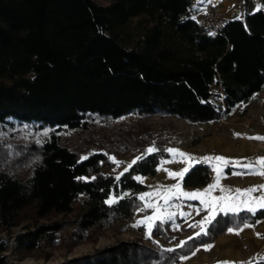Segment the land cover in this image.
<instances>
[{"label": "trees", "instance_id": "16d2710c", "mask_svg": "<svg viewBox=\"0 0 264 264\" xmlns=\"http://www.w3.org/2000/svg\"><path fill=\"white\" fill-rule=\"evenodd\" d=\"M108 2L0 0V126L14 120L49 130L45 141L28 147L19 159L26 160L25 174L0 163V232L21 224L24 212L31 214L14 236L20 252L54 246L70 224L81 242L92 228L127 220L146 191L134 177L156 175L159 161L169 156V137L161 132H116L114 145L79 154L61 144L62 130L85 129L90 116L117 120L130 113L214 121L239 104L246 107L264 90V0L261 10L225 20L217 34L192 18V0ZM149 147L158 151L148 155ZM129 150L143 157L129 171L102 172L113 167L109 155ZM208 181L209 168L198 164L183 186L197 189ZM110 197L117 203L106 204ZM75 203L79 208L72 223L51 220L72 214ZM261 218L263 210L219 214L207 234L173 249L153 240L172 239L165 221L144 239L118 241L60 264H181L228 228ZM7 249L0 238V264Z\"/></svg>", "mask_w": 264, "mask_h": 264}, {"label": "rangeland", "instance_id": "374dc122", "mask_svg": "<svg viewBox=\"0 0 264 264\" xmlns=\"http://www.w3.org/2000/svg\"><path fill=\"white\" fill-rule=\"evenodd\" d=\"M96 4L106 6L108 0H92ZM208 11V10H207ZM220 11V10H219ZM206 12L198 15L199 22ZM135 20H132V27ZM224 121H247L248 118L253 121H264V90L256 96L246 107L243 105L232 111L229 115H223ZM11 124L0 126V163L4 167H9L11 171H16L20 175L27 171V163L19 159L31 145H39L48 137L49 130L39 128L35 124H20L14 120ZM85 129L69 130L64 129L58 133L60 142L63 146L79 154H86L101 147L115 144L113 137L115 133H121L128 129H139L140 131H152L168 135L169 144L171 141L188 142L191 135L192 126L185 120L165 115L152 114L139 116L134 113L127 114L117 120H103L97 116H90ZM194 130V129H193ZM121 135V134H118ZM199 140L194 138L193 141ZM196 141V142H197ZM195 142V143H196ZM140 156L138 150H129L119 155H109V159L114 157L117 164L111 168H103V173L119 175L136 158ZM28 161V160H27ZM75 211L69 215H58L51 217V220H64L72 223L75 214L78 212L79 203H75ZM24 219L18 226L9 231L0 232V238L7 243L8 249L5 252V264H60L72 258L80 257L93 253L105 247L111 246L118 241L133 240L136 238H146L148 232H141L134 222V217L128 218L108 228H92L84 234V239L78 242V232L70 224L64 228L57 238V242L52 247L42 245L30 253L20 252L15 249L14 236L22 231V226L29 223L31 214L24 212ZM41 222V221H39ZM185 238L179 236L163 243L160 239H153L154 242L166 249H172L180 244Z\"/></svg>", "mask_w": 264, "mask_h": 264}, {"label": "crops", "instance_id": "0c3cea01", "mask_svg": "<svg viewBox=\"0 0 264 264\" xmlns=\"http://www.w3.org/2000/svg\"><path fill=\"white\" fill-rule=\"evenodd\" d=\"M258 7H261L260 0H248L247 3L245 0H192V9L194 11L192 18L199 21L197 18L198 15L209 9L217 8L220 10L224 21L234 20L237 19V17L243 19L246 14L257 11ZM240 106L242 105L239 104L235 109ZM223 117L225 116L214 121L190 123L192 130H190L191 135L189 136L188 142L171 141L168 148L178 149L195 157L210 155L223 156L235 160L248 158V160L252 161L264 157L262 154L255 156V153L259 148L264 146V140L248 139V137H264V121H253L250 120V118H248L247 121H224ZM194 138H199V140L191 145L190 142ZM172 159L173 157L169 154L167 158L159 161L157 169L161 168V162L163 160ZM204 165L209 168L208 183L197 189H187L183 186L185 190H203L209 184L214 182L215 173L208 164ZM182 167H184V164L176 162L163 165V168H168L172 171H179ZM224 171L226 178L222 179L221 183L225 187H231L233 189H248L264 184V177L259 175H232L233 171H240L239 168L229 166L226 167ZM139 177L143 179V183L141 184L146 187V191L143 193L157 191V186H162L160 188L162 191L163 188L171 187L177 182L174 179H169L167 173L163 170L157 171V174L154 176L148 175ZM141 194H139L138 197ZM213 194L217 196L221 195L219 191ZM260 194V192H257L253 195ZM152 202H158L162 208L168 207L165 206L163 200L159 198H153ZM172 204L174 206L168 207V210L177 213L172 220L167 221L170 223L172 237L177 238L182 235L185 237L182 242L188 240L189 237H196V233L200 231V228L197 225L208 215V213L204 211L203 205L196 200L189 201L184 199L174 200ZM240 212H243V210ZM180 213H183V215H180ZM219 214L226 215L224 213ZM149 215H152V210L144 209L143 202H141V206L130 218L134 217V222L137 224L138 221L143 220ZM208 225L209 224L205 225L206 229ZM249 225H251V227L244 228L243 224L239 228H232L234 229V232L231 233L228 231V228L212 242L197 247L190 254L184 256L181 264H221V262L225 261L230 262V264H264V218L257 220L255 224ZM138 229L141 232H148L144 225L138 226ZM239 229L243 230L239 231L238 235L235 234V230ZM180 245L181 243L173 248L179 247ZM208 245H211V248L205 250ZM193 252H195V255L192 254ZM257 252L260 253L259 259L262 260L261 263L253 262V257Z\"/></svg>", "mask_w": 264, "mask_h": 264}, {"label": "snow or ice", "instance_id": "6c2138e0", "mask_svg": "<svg viewBox=\"0 0 264 264\" xmlns=\"http://www.w3.org/2000/svg\"><path fill=\"white\" fill-rule=\"evenodd\" d=\"M257 10H261L259 7ZM239 19V17H237ZM238 135V134H237ZM248 139L264 140V137H248ZM158 151L155 147H149L146 152L148 155L154 154ZM172 157V160H163L161 162V168L157 171L163 170L167 173L169 179H174L177 182L171 187L160 188L162 186H157V191L143 193L138 199L143 202L144 209H151L152 215L146 216L143 220L137 222L134 226H146L149 236H151L152 229L157 226V223H164L165 221H170L177 215L175 212L168 210V207L174 206L172 202L174 200H189V201H199L203 205L204 211L208 213L202 221L197 225L200 231L196 233L197 236L201 234H207L205 225L211 224L219 213H232L237 214L240 211H247L255 215L258 210H264V184L254 186L248 189H233L231 187H225L222 185V179L226 178L225 168L232 166L234 168H239L240 171H233L232 175H259L264 177V157L257 158L256 160H248L244 158L243 160H235L231 158H226L223 156H204L195 157L190 154L184 153L178 149L168 148L166 150ZM143 157H136L125 169L124 172L129 171L133 165L138 163ZM83 159H87L84 157ZM112 162L119 166V162L111 157ZM182 163V167L179 171H172L168 168H163V165L169 163ZM208 164L212 171L215 173L214 182L209 184L203 190L187 191L183 188V182L185 176L193 169L197 164ZM258 166V167H257ZM123 175V173H121ZM85 179V178H81ZM91 179H95L92 177ZM117 181L120 180V176L115 178ZM138 182L143 183V179L139 176L134 177ZM219 191L221 195H214L213 193ZM260 192V195H253L254 193ZM153 198H159L163 200V204L168 207L162 208L158 202H152ZM123 199V197H120ZM109 206L117 203L115 197H110L105 201ZM199 211V210H197ZM183 215V213H180ZM251 227L249 224H244V228ZM243 229L235 230V234H239V231ZM228 231L234 232V229L229 228ZM192 239V237H189ZM187 243L186 241L181 242V247ZM211 245H208L205 250H209ZM195 255V252L192 253ZM186 259V257H185ZM221 264H230V262H221Z\"/></svg>", "mask_w": 264, "mask_h": 264}, {"label": "built area", "instance_id": "2783aa9c", "mask_svg": "<svg viewBox=\"0 0 264 264\" xmlns=\"http://www.w3.org/2000/svg\"><path fill=\"white\" fill-rule=\"evenodd\" d=\"M200 24L205 26L209 32V34H217L221 31L224 19L217 8H212L206 11V13L203 15ZM262 154L264 155V146L259 148V150L255 153V156ZM260 253L257 252L253 257L254 263H261L262 260L259 259Z\"/></svg>", "mask_w": 264, "mask_h": 264}]
</instances>
